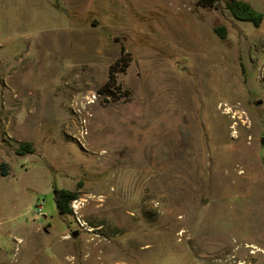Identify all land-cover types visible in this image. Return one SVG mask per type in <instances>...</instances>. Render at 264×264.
Wrapping results in <instances>:
<instances>
[{
    "label": "rangeland",
    "instance_id": "rangeland-1",
    "mask_svg": "<svg viewBox=\"0 0 264 264\" xmlns=\"http://www.w3.org/2000/svg\"><path fill=\"white\" fill-rule=\"evenodd\" d=\"M263 37L224 0H0V264H264Z\"/></svg>",
    "mask_w": 264,
    "mask_h": 264
},
{
    "label": "trees",
    "instance_id": "trees-1",
    "mask_svg": "<svg viewBox=\"0 0 264 264\" xmlns=\"http://www.w3.org/2000/svg\"><path fill=\"white\" fill-rule=\"evenodd\" d=\"M200 4L207 6L216 4L217 0H198ZM226 7L230 9L232 14L241 20H249L255 24H259L264 16L262 11L257 10L249 1L246 0H224ZM222 27H216V30L220 31ZM221 35L224 36V33L220 31ZM264 44V37H263ZM130 60L125 57L118 58L110 66L109 78L104 82L100 87V92L105 96L117 97L121 94V85L118 83L117 72L125 70L129 65ZM18 152L24 153L27 151L33 150V143L26 141L21 143L18 148ZM0 173L3 175L8 174L7 163L2 161L0 163ZM80 195L79 189H71L67 187H58L55 186V200L58 211L61 215L69 214L73 211L71 207V201Z\"/></svg>",
    "mask_w": 264,
    "mask_h": 264
},
{
    "label": "water",
    "instance_id": "water-1",
    "mask_svg": "<svg viewBox=\"0 0 264 264\" xmlns=\"http://www.w3.org/2000/svg\"><path fill=\"white\" fill-rule=\"evenodd\" d=\"M262 142H264V136L262 138ZM74 234H77V231H74Z\"/></svg>",
    "mask_w": 264,
    "mask_h": 264
},
{
    "label": "crops",
    "instance_id": "crops-1",
    "mask_svg": "<svg viewBox=\"0 0 264 264\" xmlns=\"http://www.w3.org/2000/svg\"><path fill=\"white\" fill-rule=\"evenodd\" d=\"M1 147V146H0ZM2 162L1 155H0V163ZM1 174V173H0Z\"/></svg>",
    "mask_w": 264,
    "mask_h": 264
}]
</instances>
